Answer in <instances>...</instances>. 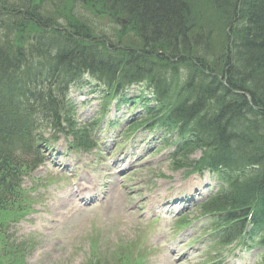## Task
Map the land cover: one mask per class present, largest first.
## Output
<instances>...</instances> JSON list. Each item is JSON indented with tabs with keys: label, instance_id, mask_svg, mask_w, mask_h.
I'll use <instances>...</instances> for the list:
<instances>
[{
	"label": "trees",
	"instance_id": "1",
	"mask_svg": "<svg viewBox=\"0 0 264 264\" xmlns=\"http://www.w3.org/2000/svg\"><path fill=\"white\" fill-rule=\"evenodd\" d=\"M84 75L99 82L102 114L141 88L135 126L176 137L174 169L215 174L201 209L216 244L264 246V0H0V219L23 207L45 130L97 146L68 96ZM4 263L16 264L0 250Z\"/></svg>",
	"mask_w": 264,
	"mask_h": 264
},
{
	"label": "rangeland",
	"instance_id": "2",
	"mask_svg": "<svg viewBox=\"0 0 264 264\" xmlns=\"http://www.w3.org/2000/svg\"><path fill=\"white\" fill-rule=\"evenodd\" d=\"M89 80L88 89H98V82ZM88 89L85 85L72 95L78 117L86 123L101 106L99 94ZM138 92L131 87L129 98ZM130 105L112 104L94 130L99 153L76 152L67 144L69 138L59 134L46 145L44 164L24 178L31 198L28 211L9 223L7 234L14 244H24L26 264H85L93 255L91 244L101 259L123 243L136 244L134 252L146 255L145 264H168L164 256L172 249L171 264H185L184 254L189 264H207L213 256L204 233L208 218L198 211L206 185H213L212 176L204 172L186 177L183 170L175 171L169 158L172 144L163 145L159 129L128 130L141 119L138 106L131 112ZM198 157L199 152L191 156ZM80 184L93 188V194L85 188L78 195ZM183 217L190 221L177 225ZM235 243L220 250L221 264L257 263V246Z\"/></svg>",
	"mask_w": 264,
	"mask_h": 264
},
{
	"label": "bare ground",
	"instance_id": "3",
	"mask_svg": "<svg viewBox=\"0 0 264 264\" xmlns=\"http://www.w3.org/2000/svg\"><path fill=\"white\" fill-rule=\"evenodd\" d=\"M38 86H39V85H38ZM80 186H81L82 188L79 189V192H81V190L83 189L84 184H80ZM163 198H165V197H163ZM162 200H163V199H162ZM162 200H160L159 203L162 202ZM174 253H175V249H172V250L170 251V256L167 255V256L164 257V260H166V262H167L168 264H171V262H170V258H171V255H173ZM189 262H190L189 258L187 257L186 254H184V256H183V258H182V263L189 264Z\"/></svg>",
	"mask_w": 264,
	"mask_h": 264
}]
</instances>
